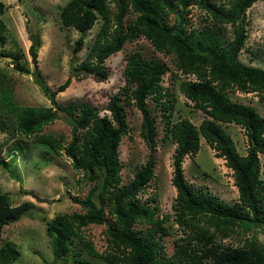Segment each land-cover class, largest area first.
Here are the masks:
<instances>
[{
	"label": "trees",
	"instance_id": "obj_1",
	"mask_svg": "<svg viewBox=\"0 0 264 264\" xmlns=\"http://www.w3.org/2000/svg\"><path fill=\"white\" fill-rule=\"evenodd\" d=\"M256 1L197 0L209 24L190 31L186 28L190 0H68L59 11L61 26L79 32L89 30L100 20L84 60L75 67L73 75H91L97 81L107 79L105 60L127 41L143 37L155 50L172 57V77L178 72L185 76L178 87L184 98L205 114L198 125L185 117L173 120L174 96L161 85L168 70L164 62L146 59L139 51L128 53L123 68L125 84L107 101L108 113L100 115L96 107L83 100L58 103L56 94L68 87L70 77L54 90L49 89L36 65V46H30L35 81L50 106H18L11 96L5 95L3 103L13 117V129L55 154L63 149L72 168L80 171L89 184L85 197H71L80 204L82 212L59 214L46 224L53 261L65 262L76 241L99 262L72 258L73 264H264V246L255 237L245 239L240 246L221 242L239 226L264 224V179L260 177L259 161V155L264 158V116L252 106L228 97V93L236 91L252 92L264 102V69L239 59L247 39L245 11ZM4 11L0 1V46L4 43ZM128 11L134 18L123 27ZM170 14L175 16L173 22L167 21ZM226 26L231 28L230 38L224 33ZM82 44L79 36L74 51H79ZM13 58V67L22 72L18 56ZM148 99L161 110L162 139L168 138L176 145L171 177L176 195L172 209L184 235L173 241L174 249L169 255L161 244V239L169 234L165 217H159L157 208L139 197L154 177L153 153L158 135ZM125 104L140 113V135L149 152L131 178L122 183L118 146L130 131ZM59 111L70 117L72 126L65 147L63 136L41 133L57 119ZM220 123L245 129L248 147L244 155L238 153ZM201 138L232 171L238 191V202L232 206L223 204L214 194L197 191L185 179L182 160L197 153ZM31 209V202L13 205L7 193H0V238L5 225L18 221ZM93 224L105 226L106 248L102 252L84 234V228ZM18 256L19 250L11 242L0 245V264H15Z\"/></svg>",
	"mask_w": 264,
	"mask_h": 264
},
{
	"label": "rangeland",
	"instance_id": "obj_2",
	"mask_svg": "<svg viewBox=\"0 0 264 264\" xmlns=\"http://www.w3.org/2000/svg\"><path fill=\"white\" fill-rule=\"evenodd\" d=\"M5 11L2 19L5 24L4 43L0 46V193H7L13 205L29 201L32 209L18 221L5 225L2 229L0 245L11 242L18 250L19 256L15 264H73L72 258L99 260L89 255L80 243L74 242L65 262L53 261L51 243L46 235L47 222L56 215L82 212L80 204L71 197L83 198L89 190V184L82 178V173L72 168L71 160L64 155L55 154L46 146L32 143L31 137L17 133L13 129V117L3 103L5 95L11 96L15 105L49 107L50 102L41 87L35 81L34 64L29 48L36 46L38 71L49 89L54 90L70 77L68 87L56 94L61 105L86 101L96 107L100 115L107 114L106 104L111 96L117 94L125 84L123 68L125 56L139 51L146 59L164 62L168 70L163 74L161 85L174 96L173 120L187 118L198 125L205 114L192 106L181 94L178 83L184 79L181 73L172 77L175 67L172 57L159 52L143 37L127 41L123 48L105 60L108 71L107 79L97 81L91 75H73V71L83 60L100 25L97 19L94 25L85 32L73 27L61 26L59 11L68 0H0ZM187 15V31L198 30L209 24L203 10L199 9L197 0H190ZM223 3V0H213ZM112 12L115 6L111 3ZM134 15L128 11L123 19L125 27ZM174 14L167 17L174 21ZM245 27L247 39L240 50L239 59L244 64L264 69V0H257L245 11ZM226 37H231V28L224 29ZM81 36L83 44L79 51H74L76 40ZM11 56L12 60H4L3 56ZM18 56L23 71H18L11 63ZM192 78V77H190ZM233 101L252 106L264 116V102L256 93H228ZM122 102V101H121ZM123 103V102H122ZM147 106L155 117L158 135L155 139L154 177L139 193L141 201L155 206L159 217H165L168 235L161 239L166 254L173 252V241L183 236V229L174 219L172 204L176 191L171 183L172 160L176 145L163 137V123L160 108L151 100ZM130 131L118 146L119 159L122 164L121 181L126 183L137 165L144 163L148 155V146L140 135V113L131 105L124 106ZM70 117L59 111L55 121L45 126L41 133L54 137H64V147L71 138L72 126ZM231 136L239 154L244 155L248 147V136L244 128L235 124L220 123ZM203 138L200 147L192 157L186 155L182 160L183 174L187 182L197 191L214 194L223 204L232 206L238 202V191L233 183L232 171L226 167L222 158L214 155ZM260 177L264 179V158L259 155ZM104 225H88L84 234L92 241L95 249L102 252L106 248ZM255 237L264 246V224L262 226H239L236 232L221 242L232 246H240L248 238ZM47 261V262H46Z\"/></svg>",
	"mask_w": 264,
	"mask_h": 264
},
{
	"label": "water",
	"instance_id": "obj_3",
	"mask_svg": "<svg viewBox=\"0 0 264 264\" xmlns=\"http://www.w3.org/2000/svg\"><path fill=\"white\" fill-rule=\"evenodd\" d=\"M4 60H8V61H11L12 60V57L11 56H3Z\"/></svg>",
	"mask_w": 264,
	"mask_h": 264
}]
</instances>
